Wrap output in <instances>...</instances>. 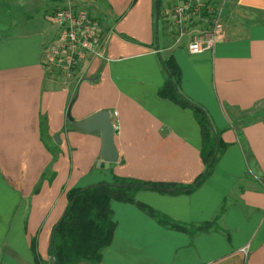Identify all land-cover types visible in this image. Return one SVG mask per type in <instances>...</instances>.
Masks as SVG:
<instances>
[{
    "label": "crops",
    "instance_id": "crops-1",
    "mask_svg": "<svg viewBox=\"0 0 264 264\" xmlns=\"http://www.w3.org/2000/svg\"><path fill=\"white\" fill-rule=\"evenodd\" d=\"M211 50L186 42L207 27L177 24L166 0H72L96 16L101 42L70 75L51 71L43 46L55 34L56 0H0V264H48V238L64 191L111 174L190 182L202 170L189 107L157 94L160 58L180 68V91L207 112L226 143L192 191L139 189L134 199L197 231L166 226L134 203L111 199V239L93 264H264V0H220ZM44 10V11H43ZM59 72V74L57 73ZM109 112L117 159L98 166L99 131L65 118Z\"/></svg>",
    "mask_w": 264,
    "mask_h": 264
},
{
    "label": "trees",
    "instance_id": "trees-1",
    "mask_svg": "<svg viewBox=\"0 0 264 264\" xmlns=\"http://www.w3.org/2000/svg\"><path fill=\"white\" fill-rule=\"evenodd\" d=\"M159 3L160 0H154L153 6L156 10ZM160 64L163 80L156 92L179 106L191 109L199 127L202 170L190 182H163L111 174L109 181L66 188L64 208L53 223L48 238L47 253L53 258L54 264H79L81 260L99 262L101 250L109 243L114 227L109 206L111 199L132 202L160 223L174 229L192 232L208 225L200 223L190 230L186 224L172 220L149 205L134 199V193L139 189L170 193L192 191L209 175L218 155L226 145L219 135V129L213 126L202 106L191 101L180 91V68L173 56L160 58ZM30 249L35 264H46L39 260L35 251L34 237L30 239Z\"/></svg>",
    "mask_w": 264,
    "mask_h": 264
},
{
    "label": "built area",
    "instance_id": "built-area-1",
    "mask_svg": "<svg viewBox=\"0 0 264 264\" xmlns=\"http://www.w3.org/2000/svg\"><path fill=\"white\" fill-rule=\"evenodd\" d=\"M166 16L177 24L179 35L185 32V21L192 16L207 22V27L191 36L186 42L190 53L211 50L217 30L221 26L220 0H166ZM49 13L55 28L54 36L43 46V62L49 70L70 75L81 61L95 52L103 35L99 19L84 6L72 0H56Z\"/></svg>",
    "mask_w": 264,
    "mask_h": 264
},
{
    "label": "water",
    "instance_id": "water-1",
    "mask_svg": "<svg viewBox=\"0 0 264 264\" xmlns=\"http://www.w3.org/2000/svg\"><path fill=\"white\" fill-rule=\"evenodd\" d=\"M73 99L74 96L69 99L66 105L65 118L70 121L75 128L84 132H89L93 129L99 131L100 148L98 151L99 158L96 164L105 167L109 162L117 159V151L113 144V126L109 112L106 109L99 108L80 120L75 119L70 113V106ZM48 264H54L53 258L50 256L48 258Z\"/></svg>",
    "mask_w": 264,
    "mask_h": 264
},
{
    "label": "rangeland",
    "instance_id": "rangeland-1",
    "mask_svg": "<svg viewBox=\"0 0 264 264\" xmlns=\"http://www.w3.org/2000/svg\"><path fill=\"white\" fill-rule=\"evenodd\" d=\"M159 6H161V4L159 3ZM44 11V10H43ZM53 71V70H52ZM59 74V72H57ZM260 108H259V113L264 115V100L260 103ZM79 264H93L90 263L89 261L86 260H81Z\"/></svg>",
    "mask_w": 264,
    "mask_h": 264
}]
</instances>
